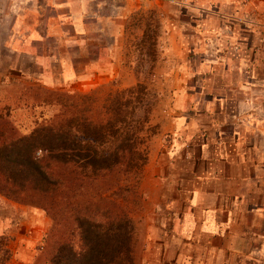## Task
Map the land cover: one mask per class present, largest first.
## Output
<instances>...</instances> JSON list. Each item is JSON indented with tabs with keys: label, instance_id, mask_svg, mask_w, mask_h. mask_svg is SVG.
<instances>
[{
	"label": "rangeland",
	"instance_id": "obj_1",
	"mask_svg": "<svg viewBox=\"0 0 264 264\" xmlns=\"http://www.w3.org/2000/svg\"><path fill=\"white\" fill-rule=\"evenodd\" d=\"M249 3L0 0V114H9L16 134L61 112L60 99L77 102L88 97L92 116L102 117L101 106L111 92L143 83L151 94L145 167L137 177L115 172L100 186L109 198L117 187L130 189L126 200L118 202L128 207L133 221L135 264H264V106L255 110L249 125L239 126L229 108L237 95L224 104L229 112L216 115L207 106L205 110L203 95L214 88V78L224 74L203 62L207 36L201 28L228 40L234 29L255 26ZM156 24L154 62L149 63L141 36L145 26L152 30ZM226 79L237 84L245 78L234 74ZM255 123L262 124L259 131L249 127ZM236 125L243 138L229 146ZM204 144L206 160L200 159ZM251 145L258 149L257 158L254 151H245ZM215 147L221 156L235 152L228 153L227 163L217 164L212 159ZM154 158L152 169H160L161 176L150 180L146 168ZM215 168L221 178L209 177L208 171ZM209 187L227 190L217 200L231 201V240H198L207 211H199L197 204L207 206L217 194L210 195ZM256 205L263 214L255 219L248 209ZM51 229L43 211L0 196V240L5 241L0 260L4 244L11 254L6 264H45L44 249L53 242Z\"/></svg>",
	"mask_w": 264,
	"mask_h": 264
},
{
	"label": "trees",
	"instance_id": "obj_2",
	"mask_svg": "<svg viewBox=\"0 0 264 264\" xmlns=\"http://www.w3.org/2000/svg\"><path fill=\"white\" fill-rule=\"evenodd\" d=\"M158 27L142 32L149 63ZM150 99L143 83L111 92L102 117L92 116L88 97L60 99L61 112L22 135L9 114H0V196L39 209L51 220L53 242L44 249L45 264H135L133 221L118 202L130 189L117 187L109 198L100 186L115 172L141 174L151 133ZM4 248L0 264L11 259Z\"/></svg>",
	"mask_w": 264,
	"mask_h": 264
},
{
	"label": "crops",
	"instance_id": "obj_3",
	"mask_svg": "<svg viewBox=\"0 0 264 264\" xmlns=\"http://www.w3.org/2000/svg\"><path fill=\"white\" fill-rule=\"evenodd\" d=\"M248 1L250 2L249 5L252 6V9L255 10V26L252 25L251 27L242 28L239 31L234 29L231 31L228 40H222L220 37H213L209 28H201L202 33L207 36V41L202 43V45L206 47L208 56L203 60V62L209 63L208 65L210 68L216 66L220 67L224 74L222 79L215 77L213 80L214 88L203 94L207 98L204 108L206 110L207 106V111L209 113L214 112L215 115L219 112H229L227 108L224 109V104L227 100L237 95L238 99H232L231 103L233 104L229 108L232 117L238 118L237 121L239 122V126L245 123L246 126L249 125V120L253 117L255 110L258 107H261V105L264 106V72H261L264 70V0ZM238 33H240L241 37L239 39L236 38V34ZM260 33L263 34L261 35ZM249 38L251 40H248ZM253 39L258 40L254 42ZM243 47L244 51L241 50ZM254 66L257 67L256 70L254 69ZM252 70H255L257 74H252ZM234 74H238V76L239 74H241V76L244 75V81L237 84L233 80L227 81V76ZM209 77L212 78V75H209ZM246 113L247 117H245ZM261 125L262 124L255 123L254 125L251 124L249 127L259 131ZM234 129L235 131L237 129L240 130L237 125L234 126ZM241 133L236 131L233 134V142L229 146H236L238 141L240 142L241 138H243L240 137ZM216 136L220 137L221 133H218ZM205 147V144L200 147L202 156L199 158L202 160L209 158L208 155L206 156V152H208V150ZM245 151L246 153H248L247 151H251V155L252 151H254L256 158L259 155L258 149L253 148V145L246 148ZM218 152L219 148L215 147V156L212 159H215L217 164H225L228 162V157H230L228 153L233 155L235 149L228 150L227 154L224 153L222 156L219 155ZM154 160L155 158L149 167L146 168L145 177L150 180H153V177L157 176V174L161 176L160 169H152ZM254 166L257 165L254 164ZM195 175L196 174L193 172V176ZM208 175L210 178L211 176H214L216 179L221 178L222 176L221 171L216 168L214 170L211 169V171L209 170ZM228 175L230 174L228 173ZM226 192V188L223 192H221V190H216L215 187H209L208 193L210 195L212 193H217L215 195V200H213V202L210 201L207 206L197 204V209H199V211H207L202 215L203 222L202 227L199 226L201 232L198 234V240H200V238H206L210 242L214 240H231V233L229 232L230 225L232 224V212L230 211L232 207L231 201L217 200V197H221V194H225ZM229 198L231 199V197ZM259 208L261 207H258L257 205L255 207H250L248 212H253L255 219L257 217H262L263 212ZM221 230L223 231L221 232ZM10 264L23 263L19 260H13Z\"/></svg>",
	"mask_w": 264,
	"mask_h": 264
}]
</instances>
